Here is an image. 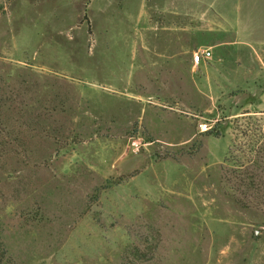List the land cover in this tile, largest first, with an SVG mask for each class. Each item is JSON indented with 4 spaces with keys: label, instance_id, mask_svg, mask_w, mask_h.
Segmentation results:
<instances>
[{
    "label": "rangeland",
    "instance_id": "374dc122",
    "mask_svg": "<svg viewBox=\"0 0 264 264\" xmlns=\"http://www.w3.org/2000/svg\"><path fill=\"white\" fill-rule=\"evenodd\" d=\"M1 123L12 264H264L221 183L264 132V0H0Z\"/></svg>",
    "mask_w": 264,
    "mask_h": 264
},
{
    "label": "trees",
    "instance_id": "16d2710c",
    "mask_svg": "<svg viewBox=\"0 0 264 264\" xmlns=\"http://www.w3.org/2000/svg\"><path fill=\"white\" fill-rule=\"evenodd\" d=\"M0 126L2 127V123ZM258 131L256 127L247 151L243 149L239 151L238 148V156H235L231 146L226 150L222 161L223 193L241 210L254 208L264 211V132L261 127V132L257 136ZM211 133L219 137V132L213 130ZM242 135H246V132H242ZM259 141L260 144L256 148L255 145ZM252 152L254 156L251 160L246 153ZM239 153H241L240 156ZM2 233L3 228L0 225V264H12L2 240Z\"/></svg>",
    "mask_w": 264,
    "mask_h": 264
},
{
    "label": "built area",
    "instance_id": "2783aa9c",
    "mask_svg": "<svg viewBox=\"0 0 264 264\" xmlns=\"http://www.w3.org/2000/svg\"><path fill=\"white\" fill-rule=\"evenodd\" d=\"M211 56V53L209 50L207 49H203L201 52H200V55L199 53H195L193 55V58H192V63L194 65H197L199 64V62L201 60H204V59H209ZM199 128H200V132H206L210 129V126L207 124V123H202V124H199Z\"/></svg>",
    "mask_w": 264,
    "mask_h": 264
}]
</instances>
